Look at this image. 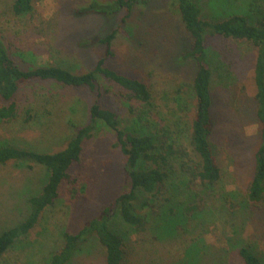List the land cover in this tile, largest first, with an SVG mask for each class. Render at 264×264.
Returning <instances> with one entry per match:
<instances>
[{
  "label": "rangeland",
  "instance_id": "374dc122",
  "mask_svg": "<svg viewBox=\"0 0 264 264\" xmlns=\"http://www.w3.org/2000/svg\"><path fill=\"white\" fill-rule=\"evenodd\" d=\"M94 1L110 0H38L30 13L16 17L10 12L13 0H0V45L22 68L32 62L73 71L90 69L102 51L96 46L80 47L79 42L93 41L117 27L122 14L110 20L83 14ZM218 1L198 0L206 5L210 20H222L240 4L219 7ZM123 30L124 35L118 34L112 44L114 56L108 65L150 86L167 125L178 117L190 122L193 112L186 114L184 109L178 110V105L188 101L184 93L189 95L186 83L191 81L193 64L182 59L187 36L173 0L139 2ZM209 45L229 67L230 76L223 85L217 78L212 90L215 106L211 140L221 179L213 189L214 195L202 193L207 205L202 213L188 220L181 210H175L171 231L164 238L156 240L149 232L150 240L130 236L127 264H244L238 255L240 246L252 248L264 264V203L243 206L241 197L252 178L254 154L260 144L252 82L255 50L248 44L220 38H212ZM100 83L110 93L98 101L116 112L123 126L131 127L127 105L114 96L115 87ZM16 99L20 104L18 117L11 122L0 120V146L54 153L87 124V109L96 96L85 88L33 83L23 87ZM7 103L0 99V106ZM175 130L173 125L171 131ZM114 140L115 134L100 125L96 135L83 143L81 161L70 171L76 179L74 194L68 195L67 185L62 186L55 204L0 264H42L47 253L61 246L63 232L80 229L127 189L125 157L112 146ZM46 178L44 168L35 164L30 169L0 165V231L24 218L26 199ZM183 190H187L185 185ZM221 197L228 200L226 207ZM210 205L212 212H208ZM104 254V249L91 240L72 264H104Z\"/></svg>",
  "mask_w": 264,
  "mask_h": 264
},
{
  "label": "trees",
  "instance_id": "16d2710c",
  "mask_svg": "<svg viewBox=\"0 0 264 264\" xmlns=\"http://www.w3.org/2000/svg\"><path fill=\"white\" fill-rule=\"evenodd\" d=\"M37 1L13 0L10 12L16 17L26 15ZM144 1H94L89 5L83 14H97L106 20L122 14L117 27L109 28L106 34L97 36L93 41L79 42L80 47L96 46L102 51L93 67L87 70L73 71L56 64L36 65L32 62L22 68L13 55L0 45V99L8 102L0 106V120L11 122L18 117L20 104L16 96L29 84L85 88L96 96L87 109V124L69 138L62 150L39 153L10 145L0 146V165L30 169L35 164L47 173L39 190L26 199L24 218L0 231V263L6 254L27 238L45 211L55 204L62 186L67 185L68 195L74 194L76 179L70 171L81 161L83 143L96 135L100 125H105L115 134L112 146L125 157L127 189L80 229L63 232L61 246L47 253L42 264H72L74 257L87 249L91 240L104 249V264H127L130 236L150 240L152 233L156 240L164 238L171 231L175 210H181L182 216L189 220L207 208L202 193L214 195L213 189L221 179L211 140L215 106L212 90L217 78L223 85L230 77L229 67H225L220 55L216 51L214 54L209 45L212 38L248 44L255 50L252 82L260 144L254 154L252 178L241 197L243 206L259 207L264 203L263 0H219V7L240 3L219 21L207 18L206 5H200L198 0H173L187 36L182 59L193 64L191 81L186 83L189 95L184 93L188 101L180 103L178 110L193 113L190 122L178 117L179 120L169 125L166 124L167 119H163L162 111L154 102L153 91L146 82L122 74L108 65V60L114 56L112 44L115 38L118 34L124 35L126 20L134 7ZM20 57L22 61H27L23 54ZM101 81L113 85L116 89L114 96L127 105L131 127L123 126L118 114L98 101L104 94L110 93L109 89L102 87ZM178 99L179 96L177 103ZM173 125L176 130L172 132ZM184 185L187 190H183ZM223 198L225 206L228 200ZM211 207L208 212L213 211ZM238 255L244 264H262L259 256L248 246H240Z\"/></svg>",
  "mask_w": 264,
  "mask_h": 264
}]
</instances>
